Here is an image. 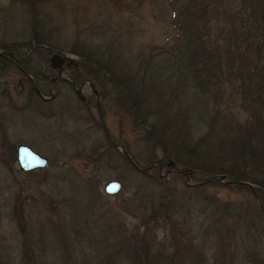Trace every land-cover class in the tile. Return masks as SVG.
I'll use <instances>...</instances> for the list:
<instances>
[{
    "label": "rangeland",
    "instance_id": "rangeland-1",
    "mask_svg": "<svg viewBox=\"0 0 264 264\" xmlns=\"http://www.w3.org/2000/svg\"><path fill=\"white\" fill-rule=\"evenodd\" d=\"M187 1L0 0V51L26 54L46 76L45 83H36L41 95L53 94L35 109L27 101L31 76L0 61V264H131L130 235L144 228L156 264H249L254 252L264 258V214L257 201L264 203V192L257 185L246 181L239 187L218 176L198 185L208 177L187 168L174 178L158 167L150 172L155 183L124 167L118 153L146 143L115 101L116 88L105 82L99 89L83 74L79 85H69L65 72L58 80L48 64L53 53L76 61L70 50L83 45L116 70L143 75L149 100L159 107L152 117L157 122L176 119L183 103L198 123L197 133L224 117L235 129L248 120L241 76L224 70L219 92L210 83L206 93L181 63L178 29ZM203 1L204 38L212 49L221 56L229 44L230 56L238 48L243 67L253 68L264 50V0ZM209 63L193 64L205 75L202 66ZM250 72L258 81L260 73ZM74 88L89 96L88 106ZM19 144L44 157L45 166L20 169ZM259 164L246 169L263 175ZM109 180L120 183L115 194L103 192Z\"/></svg>",
    "mask_w": 264,
    "mask_h": 264
},
{
    "label": "trees",
    "instance_id": "trees-1",
    "mask_svg": "<svg viewBox=\"0 0 264 264\" xmlns=\"http://www.w3.org/2000/svg\"><path fill=\"white\" fill-rule=\"evenodd\" d=\"M181 13L184 18L180 22V29H178L182 41L178 54L183 60L181 62L183 67L185 70L192 71L191 76L195 79L193 85L203 87L201 89L206 93L211 91L210 89H213L215 93L219 92L218 85L223 82L224 70L228 74H239L241 81L244 82L241 85L242 100L248 111V120L242 125H236L234 129L229 119L224 117L216 126H209L206 130H200L197 133V129L194 130V127L198 123L190 116L187 106L183 103L180 108L183 111L177 110L176 119L171 121L168 118L165 121L157 122L152 117L157 113L159 107L155 101L149 100L143 75L132 74L128 68L123 71L116 70L115 64L111 60H104L94 50L87 49L83 45H79L77 50H70L78 55V59L64 65L63 71L69 78L66 82L72 86L79 85V77L83 74L93 84L97 83L99 89L105 82L116 88L119 96H115V101L119 105H123V110L130 115L132 125L140 128L143 133V142L146 143L143 148L124 151V155L118 153L124 167L141 175L149 176V179L155 183L159 181L157 177H154V173V175L151 174L155 167L164 168L166 172L168 170L167 174L174 178L180 177L182 170L190 168L192 172L196 171L205 178L208 177L200 180L198 185H204L216 176L222 175L227 184L241 187L243 182L248 181L257 185L264 192V172L263 175H253L246 169V166L252 167L253 164L259 166V163H262L264 165V140H262V138L264 139V50L261 58H257L258 66L257 63L253 68H244L242 61L239 60V52L236 50L238 48H234L229 56V53L226 52L230 46L228 44L220 56L212 49L211 42L204 38L205 31L207 32V8L203 0H188L181 8ZM176 21L177 18H174L173 23ZM33 38L36 39L35 36ZM6 50L8 52L0 51V61L11 63L21 73L31 76L32 81H28L30 83L28 104L35 106L36 109L39 104L48 103L52 98L49 100L40 98L32 86L36 87L37 81L41 83L46 81V76L40 72L39 66L36 68L35 65H32L26 54L14 57L9 53L10 49ZM169 52L166 54H170ZM226 58L228 59L227 64ZM199 61L210 62L209 65L203 64L202 66L206 72L205 75L201 73V69L194 67L193 63ZM260 61L262 62L260 63ZM223 66H226L227 69H223ZM251 69L260 73L258 81L251 80ZM180 71L181 68L177 73ZM243 73H245V77H242ZM56 79L63 80L61 77ZM203 83L206 84V87L203 86ZM210 83L211 88L209 89L208 84L210 85ZM48 86H50L49 82ZM96 126L104 129L98 123ZM109 148L115 151V145L112 142H108ZM165 158H170L173 165L165 166ZM257 201L260 208L259 214H264V203ZM255 218H257V214ZM149 219H156V216L148 217L142 223H146ZM145 235L146 228L140 233L133 231L130 235L131 241L127 245L126 256L131 264H156L155 254H151L152 245ZM250 258H246L249 264H264V258L258 256L257 252L251 253Z\"/></svg>",
    "mask_w": 264,
    "mask_h": 264
},
{
    "label": "water",
    "instance_id": "water-1",
    "mask_svg": "<svg viewBox=\"0 0 264 264\" xmlns=\"http://www.w3.org/2000/svg\"><path fill=\"white\" fill-rule=\"evenodd\" d=\"M68 62H71L68 60L65 62V58L63 56H60L59 54L53 53L50 55L48 59V64L50 68L56 69V77H59L61 72L63 71V64H67ZM33 86V90L35 93L39 95L40 98L44 100H49L52 98L53 94H50L48 97H43L40 95L38 89ZM96 91L93 90V93ZM74 93L79 95V99L82 100L83 96L80 95L81 90L78 88H74ZM124 155V154H123ZM15 160L22 170H31L33 168H43L46 164V159L39 154H37L35 151L31 150L28 146L19 144L16 147L15 152ZM165 166L170 167L173 165V161L170 158H165L164 162ZM168 172V170H167ZM166 172V173H167ZM187 173H191V169L186 170ZM219 179H222L223 176H218ZM120 188V183L115 180H109L103 185V192L106 194H115Z\"/></svg>",
    "mask_w": 264,
    "mask_h": 264
},
{
    "label": "flooded vegetation",
    "instance_id": "flooded-vegetation-1",
    "mask_svg": "<svg viewBox=\"0 0 264 264\" xmlns=\"http://www.w3.org/2000/svg\"><path fill=\"white\" fill-rule=\"evenodd\" d=\"M64 65H65V64H63V69H64ZM56 78H57V77H56ZM53 79H54V77H53V78H50V80L48 81L50 86H51V82H52ZM50 86H49V89H51ZM39 93H40V92H39ZM91 93L95 95V93H93V90L91 91ZM40 95H41V93H40ZM80 95L83 96V99L80 100V99H79V95L76 94L77 98L81 101V103H82L84 106H88V105L90 104L89 96H85V95H83L82 93H80ZM38 96H39V95H38ZM41 96H42V95H41ZM49 96H50V94H49ZM43 97H44V96H43ZM95 105H96V109H97V113H98V116H99V118H100V121L102 122V116H101V114H100L99 104H98L97 101H96ZM112 144H113V143H112ZM114 145H115V144H114ZM17 146H18V145H17ZM15 152H16V148H15Z\"/></svg>",
    "mask_w": 264,
    "mask_h": 264
}]
</instances>
